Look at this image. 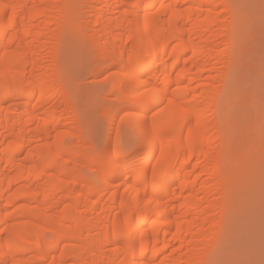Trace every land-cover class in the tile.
Returning <instances> with one entry per match:
<instances>
[{
	"label": "bare ground",
	"instance_id": "1",
	"mask_svg": "<svg viewBox=\"0 0 264 264\" xmlns=\"http://www.w3.org/2000/svg\"><path fill=\"white\" fill-rule=\"evenodd\" d=\"M73 1L0 0V264H205L235 196L218 142L240 56L236 4L91 1L85 42L112 62L136 137L123 152L118 138L78 146L58 115L67 88L44 64L84 37Z\"/></svg>",
	"mask_w": 264,
	"mask_h": 264
},
{
	"label": "rangeland",
	"instance_id": "2",
	"mask_svg": "<svg viewBox=\"0 0 264 264\" xmlns=\"http://www.w3.org/2000/svg\"><path fill=\"white\" fill-rule=\"evenodd\" d=\"M74 1L82 16L79 15V21L90 22L85 25L84 37L78 40L72 36L57 66L51 59L53 51L47 53V58L51 57L44 64L49 72L63 76L67 88L68 98L57 105L58 115L69 122L64 128L69 135L81 132L86 142L85 146L82 142L78 146H90L96 151L107 140L118 138L124 152L136 142V137L122 122L127 111L113 90L112 62L99 65L94 45L85 42L91 34L92 21L98 16H88L95 3ZM233 1L235 17L241 26L240 56L233 68L234 89L223 112L222 141L218 144L224 147V173L232 182L235 196L224 235L206 256L205 264H264V0ZM69 98L74 102L70 108L64 106ZM113 110L120 112L111 125ZM107 153L110 155L111 151ZM25 157L23 153L19 158ZM83 172L86 177L94 176L90 169L84 168ZM73 259L68 264H73Z\"/></svg>",
	"mask_w": 264,
	"mask_h": 264
}]
</instances>
